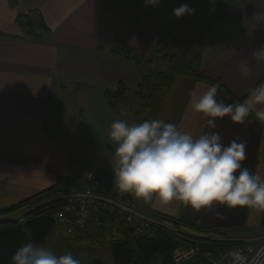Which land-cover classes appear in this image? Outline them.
<instances>
[{
  "label": "crops",
  "instance_id": "1",
  "mask_svg": "<svg viewBox=\"0 0 264 264\" xmlns=\"http://www.w3.org/2000/svg\"><path fill=\"white\" fill-rule=\"evenodd\" d=\"M181 4L189 5V0H160L157 13L142 18L134 29L106 0H17L15 5L0 0V209L47 187H60L63 180L77 182L80 174L73 164H87L98 174L95 163L68 151L56 132L63 131L67 123L82 131L90 125L110 128L117 116L132 121L135 109L121 114L119 104L111 107L106 103L105 91L124 82L128 91L134 92L141 71L108 51L123 43L150 57V40L175 18L173 9ZM30 9L39 10L49 27L38 40L23 37L16 23L17 14ZM261 47L264 0H234L230 10L204 31L193 47L204 79L176 76L157 119L175 123L193 135L208 131L203 115L190 108L189 92L195 88L202 94L215 85L218 99L226 104L249 99L255 90L264 88V61L251 56ZM244 61L251 69L247 78L239 72ZM159 62L166 66L164 59ZM256 111H264V105H257L243 124L227 116L217 119L215 130L225 144L237 137L246 142L244 165L264 177V120L255 116ZM99 178L108 194L117 192L110 191L112 181ZM132 200L146 214L180 217L218 229L229 240L264 242V211L247 206L196 211L178 201L165 206L155 198L145 202L134 194ZM112 229L115 236L121 232ZM105 231L89 224L80 233L67 236L64 226L55 224L39 243L58 254L70 251L81 264H113L111 236Z\"/></svg>",
  "mask_w": 264,
  "mask_h": 264
},
{
  "label": "clouds",
  "instance_id": "2",
  "mask_svg": "<svg viewBox=\"0 0 264 264\" xmlns=\"http://www.w3.org/2000/svg\"><path fill=\"white\" fill-rule=\"evenodd\" d=\"M159 2L145 0L147 5ZM194 11L188 4H181L173 9V15L180 18ZM251 56L264 61V47ZM250 71L247 61L240 64L242 77L247 78ZM189 97L191 110L203 115L209 129L200 135L183 131L164 119H117L111 123L108 138L114 146L115 187L145 202L155 198L166 206L178 201L196 211L215 206H247L264 211V177L244 165L246 142L237 137L225 144L215 130L217 119L225 116L234 123H245L257 105H264V88L237 104L218 99L215 85L202 94L194 88ZM121 112L126 113V109ZM255 116L264 120V111H256ZM11 264H81V260L70 251L58 254L50 246L29 241L15 250Z\"/></svg>",
  "mask_w": 264,
  "mask_h": 264
},
{
  "label": "trees",
  "instance_id": "3",
  "mask_svg": "<svg viewBox=\"0 0 264 264\" xmlns=\"http://www.w3.org/2000/svg\"><path fill=\"white\" fill-rule=\"evenodd\" d=\"M233 1L189 0V7L195 10L194 14H185L180 18L175 16L171 22H166L150 40L152 52L148 58L123 43H116L109 49V55L131 62L141 71V80L133 92L137 107L131 122L157 119L159 107L176 76L187 75L204 79L199 73L198 55L194 53L193 47L200 35L230 10ZM9 2L15 5L17 0ZM106 2L110 8L121 11L134 29H138L142 18L152 17L158 11L156 5H147L145 0ZM16 23L23 37L33 40L42 38L49 31L37 9L17 14ZM162 59L166 62V68L157 69L155 65ZM127 92V85L119 82L114 90L105 91V101L109 106L115 107L127 100ZM72 183L68 179L63 180L60 187H47L6 209H0V264H11L12 254L22 244L29 241L40 242L45 238L56 224L53 213L62 205V199L58 196L66 192ZM110 195L122 201H129L126 193L114 192ZM20 212L23 213V222L13 217ZM149 215L168 223L173 229H158L151 237L137 236L117 214L111 215L114 224L110 229L104 230L111 236L109 249L113 264H177L173 261V253L180 245H198L203 250L216 253L242 243L219 239L223 234L218 229L190 223L180 217L155 212ZM113 227L121 231L116 236L111 231ZM81 231L76 230L70 235ZM197 259L195 256L179 264H195Z\"/></svg>",
  "mask_w": 264,
  "mask_h": 264
},
{
  "label": "built area",
  "instance_id": "4",
  "mask_svg": "<svg viewBox=\"0 0 264 264\" xmlns=\"http://www.w3.org/2000/svg\"><path fill=\"white\" fill-rule=\"evenodd\" d=\"M72 167L78 170L80 179L58 196L62 205L53 213L54 222L64 226L65 235L83 230L89 224L108 230L113 225V214L123 219L137 236L151 237L158 229H173L168 223L140 211L134 200L121 201L108 194L94 169L83 164ZM13 217L23 222L22 213ZM219 239L225 240L223 237ZM195 256L198 257L195 264H264V242L247 241L216 253L198 245L190 248L178 246L173 253L176 262Z\"/></svg>",
  "mask_w": 264,
  "mask_h": 264
},
{
  "label": "rangeland",
  "instance_id": "5",
  "mask_svg": "<svg viewBox=\"0 0 264 264\" xmlns=\"http://www.w3.org/2000/svg\"><path fill=\"white\" fill-rule=\"evenodd\" d=\"M155 67L157 69H162L164 65H162V63L159 62L158 64L156 63ZM165 68L166 66L163 69ZM128 92L129 93H127L126 96L127 100L125 102L120 103L117 108L118 112L122 108L126 109V113L121 112V114H130L129 111H131V109L134 110L137 107V101L133 95V92L130 91ZM116 119H126V118L117 116ZM107 126L108 125H104L102 127L96 126L94 129L93 128L94 125H92V127L90 125L88 130L86 129L82 131H77L76 128L75 129L70 128V124L67 123L65 124V128L63 131L60 132L57 131L56 133L58 135L61 144L68 151H71L72 153L75 154L77 153V155H80L81 158L95 163L97 167L96 170L98 171L99 176L101 178L108 179V181L110 182L112 181L114 184V179H113V168L115 166L114 146L108 138L109 126L108 127ZM90 168H92V166ZM110 191L119 192V190L115 187V184H114V188H111ZM180 247L190 248L191 244L180 245ZM186 260L189 259H182V261L180 262H176L173 259V261L177 264L184 262Z\"/></svg>",
  "mask_w": 264,
  "mask_h": 264
},
{
  "label": "water",
  "instance_id": "6",
  "mask_svg": "<svg viewBox=\"0 0 264 264\" xmlns=\"http://www.w3.org/2000/svg\"><path fill=\"white\" fill-rule=\"evenodd\" d=\"M131 194H132V193H126V196H127V199H128V200H131Z\"/></svg>",
  "mask_w": 264,
  "mask_h": 264
}]
</instances>
